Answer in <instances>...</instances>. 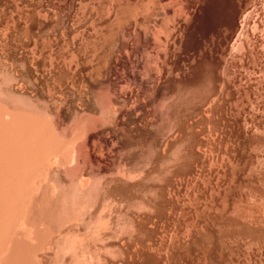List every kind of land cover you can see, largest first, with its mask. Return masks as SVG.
Instances as JSON below:
<instances>
[{
    "label": "rangeland",
    "instance_id": "1",
    "mask_svg": "<svg viewBox=\"0 0 264 264\" xmlns=\"http://www.w3.org/2000/svg\"><path fill=\"white\" fill-rule=\"evenodd\" d=\"M177 1L0 0V110H2L0 112L6 113L10 108L12 111L15 110V113L16 111L18 114L22 113L20 116L23 117L31 114L29 116L31 119L37 120L39 125L42 124L38 125L39 128L42 127L46 133H49L47 135L40 128V132L43 131L41 134H46L44 138L55 142L59 147L58 150L62 149L59 150V154L61 153L62 156H59L61 164L53 166L54 174L46 169L49 166L45 155L49 152L47 153L48 149H46L43 150L46 153L42 151L46 158L44 159L42 156L41 162L37 161L38 166L33 169L34 176L30 177L31 182L34 180L35 183L42 184L36 185L42 187L39 192V197L42 196L40 198L51 197L50 199L56 202L48 219L52 224L50 226L54 227H51V231L46 230V232L44 227L39 226L38 228V231L40 229L42 231L40 238L44 248L36 247L38 246L37 241L27 238L23 234L24 232L20 231V229L23 230L20 228V224L14 232H8L9 235L11 234L12 240L10 245H21L22 247L26 245L24 248L27 250L33 252L32 250L35 249L37 251L34 253V255L37 253L35 256L24 255L26 261L23 257L21 258L26 264L30 262L38 264V259L41 258L47 264H264V0H201L196 15L187 20L182 49L179 47L180 45H177L176 49L172 51V58L166 63V67H171L167 68L165 83L164 81L162 83L165 94L156 98L157 101L152 105L151 110L149 106V111H151L149 115L173 101L183 103L185 110L188 107L187 110L191 112L188 111L189 114H186L185 127L181 134V145L179 144L175 149L172 143L174 131L166 130L163 138H165V142H168V145L161 152L163 160L159 161L160 159L156 158L157 150L153 143L148 139L145 142L141 136L143 123L140 125L137 123L136 128L134 123L133 126L132 122L128 120L129 123L127 121L124 125V131H122L123 126H121L122 128L119 126L122 130L116 127L117 131H122L126 137L124 136L125 139L116 149V160H113L115 162H112L113 166H111L112 172H122L130 168L128 170L133 169L138 171L136 172L138 174L142 171L152 173L147 179V185L152 188V192L148 193L137 188L127 195L130 198L126 195H116L113 198L108 195L104 196L102 185L105 180L103 174L98 173L95 167L90 171V174L86 173L83 177L90 181L88 183V180L84 179L89 187H87L86 194L83 195L78 189V182H76L83 172L80 173L79 168L75 169L71 165L72 163H69L72 158L69 154L72 155L71 148L75 145L76 138L74 137H76L77 128L80 126H89L88 128H90L92 124L91 128H93L95 125V119L90 112L91 116L88 115V111L85 112L88 114L76 115L75 105L80 103V105H85L87 102L89 104V102L95 101L98 104L101 103L100 106L102 105L101 107L107 110L111 92L108 77L104 74V65L111 55H118L122 52L127 54L126 51H130L131 54L133 51L131 55L129 53L128 55L133 60L137 57L135 62L143 63L140 71L144 69L142 71L144 74L141 75L144 77L148 75V78L151 79L155 71L157 73L159 61L163 60V55L167 53L165 39L175 27L174 11L179 12ZM234 26H238V31L241 32L237 31L232 37L231 30ZM144 34L146 39L148 37L150 39H143ZM39 54L44 56L39 58ZM33 55L34 58L36 56V60L33 59L35 61L31 62L34 64L33 67L35 66L33 71L37 73L34 82L33 79L26 81L23 78L26 56ZM123 62L121 60L120 63L123 65ZM49 63L55 65H53V69L52 64ZM70 66H72V72H75L73 75L71 73L70 77L76 75L73 80H71L72 78L67 79L70 77L63 75V71ZM152 67L156 69L153 73L150 71V69L154 70ZM123 69L124 72L126 71L125 73L121 71ZM121 70L119 69L120 75L118 73L119 77H117L120 80L117 81L114 78L115 83L119 84V86L116 84L117 88H121L120 90L124 88V93L127 92L125 90H130L129 93L137 91L134 92V95L137 93L140 95L137 99L138 103L135 101L137 104L149 103L148 99L146 101L147 97H143L138 92L139 89L136 90L137 86H134V80L128 71L122 67ZM102 84H106L105 87ZM21 88L30 95V98L28 95V97L24 96L29 100H24V97L17 93ZM8 91L14 93L13 96ZM80 99L83 100L80 101ZM137 104L134 105L136 112L140 111ZM119 106L117 105V107ZM61 107L67 114L59 113L58 110ZM67 107L69 109H66ZM138 113L143 118L147 115H144L142 110ZM83 114L87 117L82 116ZM28 116L27 118H29ZM148 117L146 116V119ZM150 119L152 120L153 116ZM5 120V117L0 118L1 127L6 124ZM56 121H58V131L53 128ZM151 128V131L155 130L154 126ZM134 131L138 134H136V138L131 133ZM53 134L60 138L54 137ZM101 145L103 147L98 148L107 153V149H104L105 145L102 143ZM179 147L180 149H178ZM177 150L182 156L179 162L176 161ZM65 151L68 154H65ZM109 151L111 150L109 149ZM153 158L155 161L157 160L156 163H153ZM94 170L96 171L94 172ZM159 173L161 174L159 175ZM42 175L45 179L41 178ZM34 182L32 183L35 185ZM52 187L55 189L53 190ZM49 188H52L53 194ZM146 200L149 201L147 206L144 203ZM75 214L77 215L75 216ZM68 217L73 219L74 223H68ZM19 218L15 219L17 220L15 223H20ZM16 230L20 232L17 233ZM93 230H96V233ZM7 231L4 233L5 237L9 236ZM8 239H6L7 242L10 241ZM88 240L91 245L87 242ZM102 254L106 256L103 257Z\"/></svg>",
    "mask_w": 264,
    "mask_h": 264
},
{
    "label": "bare ground",
    "instance_id": "2",
    "mask_svg": "<svg viewBox=\"0 0 264 264\" xmlns=\"http://www.w3.org/2000/svg\"><path fill=\"white\" fill-rule=\"evenodd\" d=\"M157 1V0H156ZM162 1V0H161ZM164 1V0H163ZM169 1V0H168ZM201 0H178V8L179 9V12H176L174 11V15L176 16V19H175V27L174 30L170 33V35L166 37L165 39V43L166 44V48H167V53L163 55V60L159 61V64H158V68H157V73H156V69H154V67H152L154 70H151V66H150V71L153 73V71H155V74L152 76V78H148V75H145V77L147 76V79H145L144 75H141V74H144L142 71H144V69L142 71H140L141 69V64L143 63H139V61H136L135 60L137 59V57H133L134 60L132 59V57H130L128 55V53L130 51H126L127 54H123V52L121 54H118V55H111L108 59V62L106 63L105 60V65L104 67L101 66V68H104L105 69V72L104 74H106V76L108 77V85H109V88H110V92H111V95L109 96L110 97V104L108 105V108L107 110L105 108H102L100 106V104H98L97 102L95 101H92L91 103L83 101L84 103L88 104V105H80V104H77L75 105V114L77 115H80L82 113L84 114H88L89 112L91 113V115H93V118L95 119V125L93 128H91L93 126L88 128L89 126H87L86 124H88L86 121V124L85 126L87 127H79L77 128V131H76V134L74 138H76V141L75 142V145L72 149V155L69 154L70 156H72L71 158V161L69 163H72L71 165L73 166V168H79L81 172H83L82 175L76 182L77 183V186H78V189L80 191L81 194L85 195L86 192L88 191L87 190V182L83 179L84 175L87 173V174H90V171L95 169V167L97 168L98 170V173L100 172L101 174H103V177H104V184L102 185L103 186V190H104V196H109L110 198L112 197H115L116 195H128L129 193L132 192V190H137V188H141L143 189L145 192H152V188L148 187L147 185V179L149 178V175L152 174V173H146V172H143L142 173L140 172V174L136 173L138 171H135V170H128L130 168H128L127 170H123L122 172H117V173H113L112 170H111V166L112 165V162H115L113 160H116V149L118 147L119 144L122 143V141L125 139L124 136L126 137V135L122 132L124 131V125H126V122L129 120L132 122V125L134 123L135 127L137 126L136 124L139 123H143V127H142V137L145 139V142H146V139H148L149 141H151L153 143V146L155 147V149L157 150V160L161 161L163 160L161 158L162 156V151L163 149L168 145V142H165V138H163L164 136V133L166 132V130H171V131H174V139L172 140V143L173 145L175 146V149L179 146V144L181 145V134L184 130V123H185V119L187 118L186 117V114H189L187 113L189 110L188 107H187V111L184 109L185 107L183 106V103H180V102H172L170 104H168L166 107L164 106V108L160 109L159 110H155L152 112V114L149 115V113L151 111H149V106H150V110H151V107L152 105L155 104V101L156 98L158 97H162L163 95V91L164 89L162 88L163 87V81L164 79L166 78L167 76V68L168 67H171V66H168L166 67V63H168L169 59L172 58V51L174 49H176L175 47L177 45H180L179 47H181L182 49V44H183V40H184V32H185V29H186V24H187V20L188 19H192V17H194L199 9V3ZM56 2V1H55ZM159 2V0H158ZM176 2V1H175ZM154 4V3H153ZM156 4V3H155ZM165 4V3H164ZM138 5V4H137ZM56 7V6H55ZM130 7V6H129ZM164 7V6H163ZM166 7V5H165ZM59 8V6H58ZM134 8V7H133ZM167 9V8H166ZM170 9V8H169ZM176 9V10H177ZM55 11V10H54ZM67 11V10H66ZM133 11V10H132ZM126 12V11H125ZM149 14V13H148ZM154 14V13H153ZM243 14V13H242ZM141 16V15H140ZM21 17V16H20ZM149 17V16H148ZM173 18V17H171ZM114 19V18H113ZM144 20V19H143ZM152 20V19H151ZM168 20V19H167ZM128 21V20H127ZM131 21V20H130ZM149 21V20H148ZM169 22V21H168ZM174 22V21H172ZM133 23V22H132ZM149 23V22H148ZM153 23V22H152ZM171 23V22H170ZM169 23V24H170ZM126 24V23H125ZM46 25V24H45ZM128 25V24H127ZM165 25V24H164ZM72 26V25H71ZM158 26V25H157ZM126 27V26H125ZM129 27V26H128ZM136 27V26H135ZM153 27V26H152ZM156 28V27H155ZM242 28V27H241ZM132 29V28H131ZM172 29V28H171ZM238 26H234L231 30V33H232V37L235 36V33L238 31ZM121 30V29H120ZM133 30V29H132ZM156 30V29H155ZM170 30V29H169ZM47 31V30H46ZM58 31V30H57ZM124 31V30H123ZM135 31V30H133ZM163 31V30H162ZM24 32V31H23ZM137 32V31H136ZM238 32H241V31H238ZM28 33V32H27ZM51 33V32H50ZM64 33V32H63ZM110 33V32H109ZM113 33V32H112ZM120 33V32H119ZM126 33V31H125ZM144 33V32H143ZM154 33V32H153ZM160 34V33H159ZM227 34V32H226ZM20 35V34H19ZM54 35V34H53ZM57 35V34H56ZM127 35V34H126ZM145 35V34H144ZM161 35V34H160ZM165 35V34H164ZM186 35V34H185ZM23 36V35H22ZM110 36V35H109ZM130 36V34H129ZM132 36V35H131ZM30 37V36H29ZM143 37V36H142ZM230 37V36H229ZM231 37V38H232ZM240 37V36H239ZM124 38V37H123ZM129 38V37H128ZM146 39V35L143 37V39ZM149 38V37H148ZM147 38V39H148ZM153 38V37H151ZM132 39V37H131ZM146 39V40H147ZM150 39V38H149ZM154 39V38H153ZM152 39V40H153ZM127 40V39H126ZM129 40V39H128ZM127 40V41H128ZM145 40V41H146ZM226 40V39H225ZM237 40H239L237 38ZM123 41V39H122ZM144 41V40H143ZM161 41V40H160ZM219 41V40H218ZM231 41V40H230ZM118 42V40H117ZM148 42V41H146ZM151 42V41H150ZM157 42V41H156ZM227 42V41H226ZM119 43V42H118ZM124 43V42H123ZM131 43V42H130ZM141 43V42H140ZM228 43V42H227ZM237 43V42H236ZM148 44H150L148 42ZM160 44V43H158ZM124 45V44H123ZM145 45V44H144ZM118 46V44H117ZM124 47V46H123ZM126 47V46H125ZM145 47V46H144ZM228 47V46H227ZM132 48V47H131ZM232 48V47H231ZM234 48V47H233ZM118 49V48H117ZM180 49V48H179ZM180 49V50H181ZM137 50V49H136ZM139 50V49H138ZM240 50V48H239ZM3 51V50H2ZM119 51V50H118ZM52 52V51H51ZM125 52V51H124ZM135 52V51H134ZM176 52V51H174ZM120 53V52H119ZM133 53V51H132ZM131 53V54H132ZM139 53V52H138ZM160 53V51H159ZM41 54V53H40ZM39 54V55H40ZM43 54V53H42ZM130 54V53H129ZM130 54V55H131ZM141 54V53H140ZM176 54V53H174ZM36 55V54H35ZM134 55V54H133ZM136 55V54H135ZM177 55V54H176ZM44 56V55H43ZM43 56H38L39 58L40 57H43ZM48 56V55H47ZM76 56V55H75ZM107 56V55H106ZM27 59L24 61L25 62V65H24V69H23V78L28 81L31 79H33V82L35 80V76H37V73H35L33 71L34 67H33V62L36 60V56L34 58V55L33 56H26ZM38 57H37V60H38ZM174 57V55H173ZM183 57V56H182ZM55 58V57H54ZM76 58V57H75ZM93 58V57H92ZM35 59V60H33ZM45 59V58H44ZM159 59V58H158ZM33 60V62H31ZM51 60V59H50ZM122 61H124L123 65L122 63H120ZM140 60V59H139ZM174 60V58H173ZM47 61V60H46ZM49 61V60H48ZM189 61V60H188ZM23 62V63H24ZM45 62V61H44ZM50 62V61H49ZM103 62V63H104ZM141 62V61H140ZM54 63V62H53ZM11 64V63H10ZM21 64V63H20ZM49 64H52V63H49ZM91 64V63H90ZM22 65V66H23ZM54 64L51 65L52 69L54 68L53 67ZM183 65V64H182ZM185 65V64H184ZM45 66V65H44ZM55 66V65H54ZM146 66V65H145ZM144 66V67H145ZM149 67V65H147ZM47 67V66H46ZM50 67V69H51ZM61 67V66H60ZM59 67V68H60ZM66 67V66H65ZM72 66H70V68H66L64 71H63V75L64 76H67V77H70L71 73L72 75L75 74V72H72V69H71ZM76 68L78 66H75ZM81 67V66H80ZM121 67L122 68H125L130 77L134 80L133 84L134 86L136 87L137 86V89H139V93H141V95H143V97H147L146 98V101L148 99V102L149 103H138V98L140 97V95H137L135 94L134 95V92H137V91H132L129 93L130 90H125L127 91L126 93H124L123 89L120 90L117 88V83H115V80L114 78L117 79L118 76V73H119V69L121 70ZM96 68V67H95ZM36 69V68H35ZM100 69V68H99ZM103 69V70H104ZM171 69V68H170ZM183 69V68H182ZM37 70V69H36ZM47 70V69H46ZM78 70V69H76ZM94 70V69H93ZM96 70V69H95ZM102 70V69H101ZM102 70V71H103ZM148 69L146 68V71ZM98 71V69H97ZM124 72V69L121 70ZM173 71V70H172ZM180 71V70H179ZM50 72V71H49ZM86 72V71H85ZM99 72V71H98ZM122 72V73H123ZM126 72V71H125ZM124 72V73H125ZM142 72V73H141ZM148 72V71H147ZM62 73V71H61ZM87 73V72H86ZM152 73H149V74H152ZM180 73V72H179ZM60 74V73H59ZM146 74V73H145ZM83 75V74H82ZM94 75V74H93ZM120 75V73H119ZM125 75V74H124ZM173 75V74H172ZM184 75V74H183ZM39 76V75H38ZM59 76V75H58ZM62 76V74H61ZM76 76V75H74ZM73 76V77H74ZM105 76V75H104ZM105 76V77H106ZM126 76V75H125ZM151 76V75H149ZM171 77V75H168ZM186 76V75H185ZM70 77V78H67V79H75V77ZM82 77V76H81ZM122 77H124L122 75ZM129 77V76H128ZM129 77V78H130ZM43 78V77H42ZM63 78V76L61 77V79ZM98 78V77H97ZM100 78V77H99ZM98 78V79H99ZM127 78V79H129ZM22 79V80H24ZM60 79V78H59ZM91 79V78H90ZM119 79V78H118ZM117 79V81H118ZM131 79V80H132ZM169 79V78H168ZM24 80V81H25ZM93 80V79H92ZM106 80V78H105ZM120 80V79H119ZM129 80V82L131 81ZM99 81V80H98ZM170 81V80H169ZM173 81V80H172ZM182 81V80H181ZM15 82V81H14ZM36 82V81H35ZM68 82V81H67ZM104 82V81H103ZM132 82V81H131ZM69 83V82H68ZM85 83V82H84ZM83 83V84H84ZM126 83V82H125ZM165 83V81H164ZM12 84V83H11ZM37 84V83H36ZM55 84V83H54ZM57 84V83H56ZM132 84V83H131ZM185 84V83H184ZM183 84V85H184ZM5 85V84H4ZM15 85V84H14ZM32 85V84H31ZM99 85V83H98ZM103 86L106 85V84H102ZM101 85V86H102ZM165 85V84H164ZM175 85V84H174ZM17 86V85H16ZM96 86V85H94ZM119 86V84H118ZM6 87V86H5ZM56 87V86H54ZM60 87V86H59ZM81 87V86H80ZM83 87V86H82ZM98 89H99V86H97ZM105 87V86H104ZM124 87V86H123ZM178 87V86H177ZM181 87V86H180ZM9 88V87H8ZM12 89V88H11ZM17 89V88H16ZM75 89V88H74ZM78 89V88H77ZM81 89V88H80ZM84 89V88H83ZM133 89V88H132ZM131 89V90H132ZM178 89V88H177ZM66 90V89H65ZM102 90V89H101ZM106 90V89H105ZM108 90V89H107ZM135 90V89H133ZM201 90V89H200ZM204 90V89H203ZM213 90V89H212ZM9 91L12 92V90L9 89ZM8 91V92H9ZM51 91V90H50ZM58 91V90H57ZM62 91V90H61ZM96 91V90H95ZM7 92V93H8ZM9 92V94L11 93ZM68 92V91H67ZM87 92V91H86ZM198 92V91H197ZM17 93H19L21 96H25V97H28L30 98V95L26 92H24L21 88V90H19V92L17 91ZM16 93V96H18V94ZM31 93V92H30ZM50 93V92H49ZM54 93V92H53ZM90 93V92H89ZM99 93V92H98ZM103 93V92H102ZM207 93V92H206ZM209 93V92H208ZM14 94V93H11V95ZM52 94V93H51ZM72 94V93H71ZM87 94V93H86ZM95 94V93H94ZM97 94V93H96ZM95 94V95H96ZM165 94V93H164ZM172 94V93H171ZM176 94V93H175ZM181 94V93H180ZM199 94V93H198ZM215 94V93H214ZM19 95V97L21 98V96ZM28 95V96H27ZM93 95V94H92ZM103 95V94H102ZM192 95V94H191ZM1 96V95H0ZM13 96V95H12ZM50 96V95H49ZM74 96V95H73ZM99 96V94H98ZM107 96V95H106ZM15 97V96H14ZM24 97V100L26 99ZM76 97V96H75ZM167 97V96H166ZM194 97V96H193ZM208 97V96H207ZM16 98V97H15ZM27 98V99H28ZM83 98V97H82ZM142 98V96H141ZM189 98V97H187ZM186 98V99H187ZM23 99V98H22ZM26 99V100H27ZM84 99V98H83ZM83 99H80L83 100ZM97 99V98H96ZM14 100V99H13ZM29 100V99H28ZM31 100V99H30ZM57 100V99H56ZM94 100V99H93ZM145 101V98L143 99ZM216 100V99H215ZM1 101V100H0ZM33 101V100H32ZM59 101V100H58ZM69 101V100H68ZM74 101V100H73ZM90 101V99H89ZM134 101V102H133ZM137 103H136V102ZM141 101V100H139ZM143 101V102H144ZM176 101V100H175ZM188 101V100H187ZM190 101V100H189ZM192 101V100H191ZM21 102V101H20ZM82 102V103H83ZM125 104H123V103ZM34 103V102H33ZM41 103V102H40ZM54 103V102H53ZM58 103V102H57ZM79 103V102H78ZM135 103V104H134ZM168 103V102H167ZM191 103V102H190ZM189 103V104H190ZM193 103V102H192ZM195 103V102H194ZM10 104V103H8ZM23 104V103H22ZM46 104V103H45ZM55 104V103H54ZM124 106H122V105ZM138 106L139 110L143 111L144 112V115H146L147 117L150 116L152 117L153 116V119L151 120L150 117H148L147 120L146 119V116L145 118L141 117V115L139 116L138 111L136 112V109L134 107V105ZM1 105V103H0ZM13 105V104H12ZM34 105V104H32ZM58 105V104H57ZM60 105V104H59ZM66 105V103H65ZM117 105L119 107H117ZM126 105V106H125ZM20 106V105H18ZM53 106V105H52ZM64 106V105H63ZM67 106V105H66ZM122 106V107H121ZM189 106V105H187ZM5 107V105L3 106V108ZM37 107V106H36ZM39 107V106H38ZM105 107V106H104ZM121 107V108H120ZM7 108V107H6ZM5 108V109H6ZM9 108V107H8ZM15 108V107H14ZM24 108V107H23ZM26 108V106H25ZM153 108V107H152ZM192 108V107H190ZM196 108V107H194ZM193 108V109H194ZM1 109V108H0ZM13 109V108H12ZM46 109V108H45ZM58 109V108H56ZM64 108H59L58 111H60L59 113L61 114H67V112L63 111ZM66 109H69V107H67ZM155 109V108H154ZM199 109V108H198ZM7 110V109H6ZM9 108V110L6 111V113H3V112H0V118L2 117H5V121H6V126L4 125V127H1L0 126V130L2 129V131H0V177H2L0 179V264H26L25 263V258L23 257L24 255H34L35 252V249L32 250V247H31V250L33 252H31L30 250H27V248H24L22 247L21 245H10L12 244V240H11V237L9 235L8 232H14L15 229H17V227L19 226L20 224V228H22L23 230L20 229V231H23L22 233L25 234V236H27V238H30L32 240H35L37 241V245L36 247H43V243L41 242V238H40V233H42V231H38V228L39 226L40 227H44L45 228V232L46 230L47 231H51V227H54V226H50L52 225L51 222L48 220L49 217H50V214L51 212L53 211L52 208H54V205L56 202H54L55 200H52L50 198H45L42 199L39 197V192H41V183H38V184H41L40 187L36 186L38 185L37 183L34 182V180L32 182L35 183V185L31 182V179L30 177H33L34 176V173L35 172L33 169L35 166H38V163L37 161L40 160L43 156L44 158V152L46 149H48L47 153L48 154H45L47 156H45L46 158V161H48V170H50V173L52 172V169L55 167V165H60L61 163L59 162L60 158L59 156H61V153L59 154V150L61 151L62 149H59V147H57V144H55V142H51V139H46L44 138L45 135L49 134V133H46L44 129H42V127H40L42 130H44V133L45 135H42L41 133L43 132H40L41 129L39 128L40 125L42 124H38L37 123V120L35 119H31L29 116L31 115H24V117L20 114V111L18 114V112L16 111V113L14 112L15 110H11ZM153 110V109H152ZM196 110V109H195ZM2 111V110H0ZM5 111V110H3ZM70 111V110H69ZM68 111V112H69ZM86 111H88V113H85ZM201 111V110H200ZM23 112V111H21ZM191 112V111H189ZM193 112V111H192ZM199 112V111H198ZM202 112V111H201ZM3 113V114H2ZM54 113V112H53ZM58 113V112H57ZM90 113L88 114L89 116ZM138 113V114H137ZM26 114V113H25ZM38 114V113H37ZM84 114L82 116H84ZM142 114V113H140ZM35 115V114H34ZM32 115V116H34ZM42 116V114H40ZM46 115V114H45ZM56 116H58V114H55ZM70 115V114H68ZM192 115V114H191ZM208 115V114H206ZM2 116V117H1ZM27 116L29 118H27ZM36 116V115H35ZM51 116V115H50ZM7 117V118H6ZM23 117V118H22ZM37 117V116H36ZM40 117V116H39ZM54 117V116H53ZM65 117V116H64ZM84 117H87V116H84ZM141 117V118H140ZM190 117V116H188ZM47 118V117H46ZM76 118V117H75ZM44 119V118H43ZM48 119V118H47ZM46 119V120H47ZM45 120V121H46ZM85 120V119H84ZM88 120V119H86ZM91 120V119H90ZM89 120V121H90ZM151 120V121H150ZM188 120V119H187ZM4 121V119H3ZM2 121V122H3ZM43 121V120H42ZM73 121V120H72ZM81 121V120H80ZM128 121V123H129ZM48 122V121H47ZM57 122L56 121L54 124H56L53 128H55L57 131L59 129V127L57 126ZM71 122V121H70ZM74 122V121H73ZM5 123V122H4ZM52 123V122H51ZM49 123V124H51ZM45 125H47L46 123H44ZM39 125V126H38ZM60 125V123H59ZM80 125V124H79ZM90 125V124H89ZM133 125V126H134ZM138 125V126H139ZM154 126L153 129H155L154 131H151V127ZM83 126V125H82ZM121 126H123V130L120 128ZM129 126V125H128ZM132 126V127H133ZM158 126V127H157ZM49 127V126H48ZM51 127V128H52ZM116 127L120 128L119 130H122V131H117ZM50 128V127H49ZM52 128V129H53ZM129 128V127H127ZM134 128V127H133ZM137 128V127H136ZM141 126L139 127V134H140V129ZM46 129V127H45ZM75 129V127H74ZM55 130V131H56ZM134 130V129H133ZM137 130V129H135ZM47 131V130H46ZM49 131V130H48ZM54 131V129L52 130ZM61 132V131H60ZM57 133V132H56ZM67 133V132H66ZM132 135H134V137L136 136L137 137V132L134 133L131 132ZM55 134V132H54ZM53 134V135H54ZM137 134V135H136ZM168 134V132H167ZM165 134V135H167ZM61 135V134H60ZM128 135V133H127ZM131 135V134H130ZM168 136V135H167ZM53 136H51L52 138ZM54 137H57L54 135ZM130 137V136H129ZM135 137V138H136ZM165 137V136H164ZM172 137V136H171ZM50 138V136H49ZM57 138H60V137H57ZM64 138V137H63ZM72 138V137H71ZM142 138V139H143ZM168 138V137H167ZM53 139V138H52ZM62 139V138H61ZM170 139V138H169ZM63 140V139H62ZM147 140V141H148ZM57 141V140H56ZM64 141V140H63ZM67 142V140H66ZM71 142V141H70ZM79 142V143H78ZM58 143V142H57ZM63 143V142H62ZM72 143V142H71ZM102 144L105 145V147L107 146L111 151H109L108 148H105L104 149L106 150L107 149V153L103 152L102 149L98 148V147H103ZM128 143V142H127ZM61 144V143H59ZM77 144V145H76ZM62 145V144H61ZM64 145V144H63ZM62 145V146H63ZM67 145V144H66ZM99 145V146H98ZM129 145V144H128ZM143 145V144H141ZM152 145V144H151ZM71 146V145H69ZM144 146V145H143ZM138 147V146H137ZM151 147V146H150ZM62 148V147H61ZM67 148V147H66ZM133 148V146H132ZM152 148V147H151ZM183 148V147H182ZM68 149V148H67ZM65 149V150H67ZM180 149V147L178 148ZM44 150V151H43ZM44 153H43V152ZM70 151V150H68ZM109 151V152H108ZM141 151V150H140ZM131 152V151H129ZM136 152V151H135ZM177 157H176V161L179 162L182 158V156L180 155V152L179 150H177ZM67 152L65 151V154ZM141 153V152H140ZM143 153V152H142ZM149 153V152H148ZM152 153V152H151ZM68 154V153H67ZM134 154V153H132ZM150 154V153H149ZM183 154V153H182ZM49 155V157H48ZM137 155V154H136ZM66 156V155H65ZM125 156V155H124ZM62 157V156H61ZM119 157V156H118ZM143 157V156H142ZM154 157V156H152ZM174 157V156H173ZM44 158V159H45ZM125 158V157H124ZM133 158V157H131ZM172 158V157H171ZM154 159V158H153ZM119 160V159H117ZM130 160V159H129ZM134 160V159H133ZM157 160L153 161V163H156ZM171 160V159H170ZM139 161V160H138ZM39 162V161H38ZM41 162V160H40ZM44 162V161H43ZM66 162V161H65ZM67 162H68V159H67ZM127 162V161H126ZM147 162V161H146ZM45 163V162H44ZM43 163V164H44ZM47 163V162H46ZM151 163V162H150ZM152 163V164H153ZM37 164V165H36ZM65 164V163H64ZM141 164V163H140ZM67 165V164H66ZM127 165V164H126ZM146 165V164H145ZM159 165V164H158ZM174 165V164H173ZM54 166V167H53ZM155 166V165H154ZM170 166V165H169ZM42 167V166H41ZM128 167V166H127ZM126 167V168H127ZM135 167V165H134ZM163 167V166H161ZM175 167V165H174ZM36 168V167H35ZM40 168V167H39ZM61 168V167H60ZM64 168V167H62ZM61 168V169H62ZM119 168V167H118ZM147 168V166H146ZM41 169V168H40ZM44 169V168H43ZM72 169V168H71ZM149 169V168H148ZM164 169V168H163ZM56 170V169H55ZM117 170V169H116ZM139 170V169H138ZM158 170V169H157ZM42 171V170H41ZM45 171V170H44ZM96 170H94L95 172ZM146 171V170H145ZM152 171V170H151ZM160 171V170H159ZM163 171V170H162ZM166 171V170H165ZM37 172H40L39 170H37ZM48 172V171H47ZM54 172V171H53ZM52 172V173H53ZM93 172V171H92ZM94 172H93V175H94ZM49 173V174H50ZM61 173V172H60ZM60 173H59V176H60ZM97 173V172H96ZM171 173V172H170ZM54 174V173H53ZM58 174V173H57ZM73 174V173H72ZM157 174V173H156ZM161 173H159L160 175ZM40 175V174H39ZM100 175V174H99ZM158 175V174H157ZM165 175V173H164ZM167 175V174H166ZM44 176H45V173H44ZM42 175V179H45ZM50 176V175H49ZM52 176V175H51ZM62 176V175H61ZM38 177V176H37ZM44 177V178H43ZM69 177V176H68ZM79 177V176H78ZM158 177V176H157ZM161 177V176H160ZM165 177V176H164ZM89 178V177H88ZM151 178V177H150ZM41 179V180H42ZM49 179V178H48ZM59 179V178H58ZM61 179V178H60ZM66 179V178H65ZM68 179V178H67ZM87 179V178H86ZM90 179V178H89ZM93 179V178H92ZM96 179V178H95ZM162 179V178H160ZM37 180L39 181V179L37 178ZM71 180V179H70ZM73 180V179H72ZM88 180V179H87ZM165 180V179H163ZM162 180V181H163ZM44 182V180H42ZM48 181V180H47ZM58 181V180H57ZM62 181V180H61ZM149 181V180H148ZM166 181V180H165ZM37 182V181H36ZM41 182V181H40ZM54 182V181H53ZM60 182V181H59ZM58 182V183H59ZM75 182V183H76ZM90 181L88 180V183ZM49 183V182H48ZM103 183V182H102ZM51 184V183H50ZM57 184V183H56ZM65 184V183H64ZM71 184V183H70ZM153 184V183H152ZM89 185V184H88ZM94 185V184H93ZM100 185V184H99ZM36 186V187H35ZM91 186V185H90ZM38 187V188H37ZM44 187V186H43ZM50 187V186H48ZM55 187V186H54ZM58 187V186H57ZM66 187V186H65ZM68 187V186H67ZM94 187V186H93ZM47 188V187H46ZM53 188V187H52ZM52 188H49L51 194L52 191L55 189L53 188V190L51 191ZM69 188V187H68ZM71 188V187H70ZM91 188V187H90ZM102 188V187H101ZM90 190V189H89ZM92 190V189H91ZM94 190V189H93ZM102 190V192H103ZM58 191V190H57ZM72 191V190H71ZM78 191V190H77ZM43 192V191H42ZM47 192V191H46ZM67 192H68V189H67ZM100 192V191H98ZM144 192V193H145ZM49 193V192H48ZM56 193V191L54 192ZM61 193V192H59ZM75 193V191H74ZM73 193V194H74ZM92 193V192H91ZM43 194V193H42ZM45 194V192H44ZM64 194H66L64 192ZM97 194V193H96ZM134 194V193H133ZM147 194V193H146ZM49 195V194H48ZM57 195V193L55 194V196ZM63 195V194H62ZM92 195V194H91ZM47 196V194H46ZM50 196V195H49ZM54 196V195H53ZM70 196H73V195H70ZM102 196V195H101ZM132 196V195H131ZM155 196V195H154ZM103 197V196H102ZM130 198V196H127ZM77 198V197H76ZM81 198V196H80ZM83 198V196H82ZM93 198V197H92ZM101 198V197H100ZM106 198V197H105ZM132 198V197H131ZM58 199V198H57ZM95 199V198H94ZM93 199V200H94ZM59 200V199H58ZM100 200V199H99ZM114 200V199H113ZM129 200V199H128ZM137 200V199H136ZM63 201V200H62ZM61 201V202H62ZM66 201V200H65ZM74 201V200H72ZM84 201V200H83ZM109 201V200H107ZM148 201V200H146ZM144 202L146 203V206L149 204V201L148 202ZM71 202V201H70ZM69 202V203H70ZM85 202V201H84ZM90 202V201H89ZM100 202V201H99ZM110 202V201H109ZM112 202V201H111ZM120 202V201H119ZM58 203V202H57ZM63 203V202H62ZM74 203V202H72ZM82 203V202H81ZM92 203V202H91ZM105 203V202H104ZM122 203V202H121ZM136 203V202H135ZM60 204V203H59ZM94 204V203H93ZM152 204V203H150ZM66 205V203H65ZM70 205V204H69ZM110 205V204H109ZM127 205V204H126ZM79 206V205H78ZM76 206V207H78ZM119 206V205H118ZM122 206V205H121ZM120 206V207H121ZM125 206V205H124ZM143 206V205H142ZM57 207V206H56ZM69 207V206H68ZM82 207V206H81ZM118 207V208H120ZM133 207V206H132ZM152 207V206H151ZM65 208V207H64ZM72 208V207H71ZM80 208V207H79ZM88 208V206H87ZM113 208V207H112ZM131 208V207H130ZM146 208V207H145ZM59 209V208H58ZM84 209V207H83ZM103 208L101 207V210ZM111 209V208H110ZM149 209V208H148ZM52 210V211H51ZM72 210V209H71ZM70 210V211H71ZM74 210V209H73ZM78 210V209H77ZM120 210V209H119ZM131 210V209H130ZM143 210V209H142ZM62 211H64V209H62ZM79 211V210H78ZM110 211V210H109ZM117 211V210H116ZM81 212V211H80ZM93 212V211H92ZM91 212V213H92ZM119 212V211H118ZM132 212V211H130ZM145 212V211H144ZM64 213V212H63ZM66 213V212H65ZM68 213V212H67ZM74 213V212H73ZM90 213V212H89ZM90 213V214H91ZM125 213V212H124ZM133 213V212H132ZM60 214V213H59ZM81 214V213H80ZM118 214V213H116ZM19 215H21V218H19ZM77 214H75L76 216ZM85 215V214H84ZM89 215V214H88ZM114 215V214H113ZM127 215V214H126ZM125 215V216H126ZM135 215V214H134ZM18 216L20 223H15V219H18L16 218ZM63 216V215H62ZM72 216V215H71ZM70 216V217H71ZM81 216V215H79ZM99 216V215H98ZM118 216V215H117ZM124 216V217H125ZM129 216V215H128ZM131 216V215H130ZM129 216V217H130ZM66 217V216H65ZM89 217V216H88ZM113 217V216H112ZM123 217V218H124ZM135 217V216H134ZM52 218V217H51ZM85 218V217H84ZM94 218V217H93ZM103 218V217H101ZM108 218V217H107ZM114 218V217H113ZM132 218V217H131ZM69 219V217H68ZM85 219H88V218H85ZM117 219V218H116ZM126 219V218H125ZM78 220V219H77ZM95 221V220H94ZM86 222V221H85ZM103 222V221H102ZM105 222V221H104ZM62 223V222H61ZM68 223H74V220L73 219H69L68 220ZM78 223V222H77ZM90 223V222H89ZM136 223V222H135ZM64 224V223H63ZM104 224V223H103ZM118 224V223H117ZM132 224V223H131ZM15 225V228H13ZM17 225V226H16ZM84 225V224H83ZM90 225V224H89ZM99 225V224H98ZM107 225V224H106ZM133 225V224H132ZM64 226V225H63ZM75 226V225H73ZM80 226V225H79ZM108 226V225H107ZM111 226V225H110ZM123 226V225H122ZM68 227V226H67ZM102 227V226H101ZM104 227V226H103ZM113 227V226H112ZM134 227V226H133ZM11 228V230H10ZM13 228V229H12ZM19 228V227H18ZM70 228V227H69ZM125 228V227H123ZM64 229V228H63ZM66 229V228H65ZM70 229H73V228H70ZM100 229V228H99ZM104 229V228H103ZM126 229V228H125ZM128 229V228H127ZM8 230V231H7ZM13 230V231H12ZM36 230V231H35ZM87 230V229H86ZM97 230V229H96ZM96 230L94 231L96 233ZM7 231L6 233V236L8 237H5V232ZM18 231V230H16ZM20 231H18L17 233H19ZM69 231V230H68ZM67 231V232H68ZM114 231V230H113ZM44 232V233H45ZM124 232V231H123ZM59 233V232H58ZM61 233V232H60ZM76 233V232H75ZM85 233V232H84ZM129 233V232H128ZM51 234V233H50ZM53 234V233H52ZM81 234V233H80ZM118 234V233H116ZM126 234V233H125ZM18 235V234H17ZM59 237H60V234H58ZM91 235V234H90ZM98 235V234H97ZM14 236V235H13ZM12 236V238H13ZM43 235L41 234V237ZM75 236V235H74ZM77 236V235H76ZM79 236V234H78ZM102 236V235H101ZM127 236V235H126ZM10 237V238H9ZM16 237V236H15ZM110 237V236H109ZM113 237V236H111ZM116 237V236H115ZM117 237H119L117 235ZM125 237V236H124ZM128 237V236H127ZM9 238V239H8ZM45 238V237H44ZM50 238H51V235H50ZM53 238V237H52ZM63 238V237H62ZM68 238V237H67ZM66 238V239H67ZM75 238V237H74ZM77 238V237H76ZM80 238V237H79ZM89 238V237H88ZM94 238H96L94 236ZM93 238V239H94ZM6 239H8L9 242L6 241ZM47 239H49L47 237ZM57 239V238H56ZM103 239V238H102ZM112 239V238H110ZM19 240V239H18ZM22 240V239H21ZM31 240V241H32ZM61 240V238H60ZM64 240V239H63ZM68 240V239H67ZM74 240V239H72ZM76 240V239H75ZM81 240V239H80ZM85 240V239H84ZM98 240V239H96ZM117 240V239H116ZM129 240V239H128ZM30 241V242H31ZM50 241V240H48ZM120 241V240H118ZM130 241V240H129ZM135 241V240H134ZM61 242V241H60ZM66 242V241H65ZM75 242V241H74ZM89 244V240L87 241ZM94 242V241H92ZM98 242V241H97ZM107 242V241H106ZM32 243V242H31ZM67 243V242H66ZM109 243V242H108ZM18 244V243H17ZM58 244V243H57ZM65 244V243H63ZM70 244V243H69ZM85 244V243H84ZM100 244V243H99ZM23 245V243H22ZM32 245V244H31ZM30 245V246H31ZM68 245V244H67ZM73 245V244H72ZM91 245V244H90ZM95 245V244H94ZM48 246V245H47ZM116 246V245H115ZM34 247V248H36ZM46 247V246H45ZM54 247V246H53ZM68 247V246H67ZM70 247V246H69ZM79 247V246H78ZM81 247V246H80ZM40 248H38L40 250ZM44 248V247H43ZM42 248V249H43ZM52 248V247H51ZM29 249V248H28ZM49 249V248H48ZM47 249V250H48ZM58 249V248H57ZM75 249V248H74ZM103 249V248H102ZM114 249V248H113ZM117 249V248H116ZM120 249V247H119ZM118 249V250H119ZM37 250V249H36ZM46 250V249H44ZM50 250V249H49ZM48 250V251H49ZM60 250V249H59ZM78 250V248H77ZM95 250V249H93ZM106 250V249H105ZM110 250V249H109ZM117 250V252H118ZM11 251V253H10ZM51 251V250H50ZM67 251V250H66ZM71 251V250H70ZM80 251V250H79ZM86 251V250H85ZM104 251V250H103ZM112 251V250H111ZM122 251V250H121ZM120 251V252H121ZM9 252V253H8ZM33 254H31V253ZM60 252V251H59ZM72 252V251H71ZM76 252V250H75ZM91 252V251H90ZM94 252V251H93ZM128 252V251H127ZM9 255H8V254ZM41 253V252H40ZM58 253V252H57ZM101 253V252H100ZM99 253V254H100ZM13 256H12V255ZM65 254V253H64ZM74 254V253H73ZM79 254V253H78ZM105 254V253H104ZM119 254V253H118ZM12 257H11V256ZM37 255V253L35 254ZM34 255V256H35ZM60 255V254H59ZM66 255V254H65ZM68 255V254H67ZM86 255V254H85ZM88 255V253H87ZM93 255V254H92ZM98 255V254H97ZM108 255V254H107ZM31 256V258H32ZM63 256V254H62ZM61 256V257H62ZM81 256V255H80ZM95 256V255H94ZM101 256V255H100ZM103 256V254H102ZM106 256V255H105ZM103 256V257H105ZM111 256V255H110ZM123 256V255H122ZM8 257V258H7ZM9 257L11 258L9 260ZM14 257V259H13ZM23 257V259L25 261H23V259H21ZM47 257V256H46ZM66 257V256H65ZM76 257V256H75ZM96 257V256H95ZM94 257V258H95ZM125 257V256H124ZM35 258V257H34ZM83 258V257H82ZM87 258V257H86ZM90 258V257H88ZM97 258V257H96ZM101 258V257H100ZM122 258V257H121ZM6 259V260H5ZM13 259V260H12ZM27 259V258H26ZM38 259V257H37ZM57 259V258H56ZM99 259V258H98ZM105 259V258H104ZM108 259V258H107ZM35 260V259H34ZM62 260V259H61ZM117 260V259H116ZM39 263L38 264H47L45 262L44 259H38ZM58 261V260H57ZM75 261V260H74ZM82 261V260H81ZM87 261V260H86ZM94 261V260H93ZM96 261V259H95ZM99 261V260H98ZM97 261V262H98ZM109 261V260H108ZM113 261V260H112ZM127 261V260H126ZM27 262H30L27 260ZM116 262V261H115ZM55 263V262H53ZM69 263V262H68ZM78 263V262H77ZM99 263V262H98ZM27 264H31L30 263H27ZM33 264V263H32ZM37 264V263H36ZM52 264V263H51ZM71 264V263H70ZM85 264V263H84ZM91 264V263H89Z\"/></svg>",
    "mask_w": 264,
    "mask_h": 264
}]
</instances>
